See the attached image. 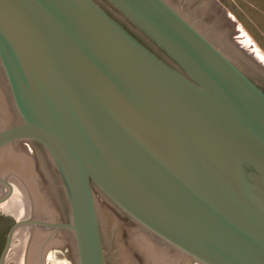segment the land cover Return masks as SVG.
<instances>
[{
    "label": "water",
    "instance_id": "95a60500",
    "mask_svg": "<svg viewBox=\"0 0 264 264\" xmlns=\"http://www.w3.org/2000/svg\"><path fill=\"white\" fill-rule=\"evenodd\" d=\"M104 1L0 0V150L34 143L66 213L0 264L25 227L107 264L95 192L179 261L264 264V74L166 0Z\"/></svg>",
    "mask_w": 264,
    "mask_h": 264
},
{
    "label": "rangeland",
    "instance_id": "374dc122",
    "mask_svg": "<svg viewBox=\"0 0 264 264\" xmlns=\"http://www.w3.org/2000/svg\"><path fill=\"white\" fill-rule=\"evenodd\" d=\"M216 1L235 26L230 31L237 44L241 45L243 52L248 54V59L264 74V0ZM0 93H3L1 88ZM7 106L4 95L3 107L0 108V126L14 121L10 118L12 112L7 110ZM16 150L13 149L14 155L21 157V160L25 159L30 164V174L32 173L31 176L38 193L44 198L46 208L36 213L21 179L12 172L0 171V174L13 186L11 198L0 205V253L8 229L16 221L33 216L50 219L59 217L56 205L50 200L48 192L42 189L40 176L33 168L34 160L26 151ZM4 192L5 189L0 187V196ZM94 198L102 229L107 264H150L151 261H147L141 255L143 235L137 227L116 214L98 192L94 193ZM34 231H41L47 237V233L39 229L33 230L25 227L18 230L5 264H30L32 254L35 255L36 260L40 258L36 264H76L73 246L65 232L59 231L49 239L50 242L40 247L41 244H35L33 240ZM174 257H176L175 254L168 253L167 263L172 264ZM183 264H189V262L185 260Z\"/></svg>",
    "mask_w": 264,
    "mask_h": 264
},
{
    "label": "flooded vegetation",
    "instance_id": "af4514ba",
    "mask_svg": "<svg viewBox=\"0 0 264 264\" xmlns=\"http://www.w3.org/2000/svg\"><path fill=\"white\" fill-rule=\"evenodd\" d=\"M104 1V0H103ZM169 5L174 8L179 14L188 19L192 24L201 29L206 30L216 36H219L224 40V42L228 43L235 47V49H242L241 45L237 44L234 36H232V28L235 26L232 24L230 19L226 13L220 8V4L216 0H166ZM105 2V1H104ZM106 3V2H105ZM141 35V34H140ZM142 36V35H141ZM148 44H150L153 49L154 45L148 41L144 36H142ZM155 50V49H154ZM159 51V50H156ZM159 55L162 54L159 52ZM7 110L10 109L7 106ZM11 117V115H10ZM14 150H22L26 151L34 160L33 168L37 171L40 176L41 185H43L42 189L48 192L50 196V200L54 202L56 205L57 215L59 216L55 222H65L66 221V213L61 204L59 195L51 188L50 183L48 181L46 171L43 167V163L41 162V157L39 156V150L37 146L28 141H20L14 143ZM31 218L25 217L22 219ZM128 221V220H127ZM129 222V221H128ZM130 223V222H129ZM179 257H174L172 260V264H183L184 261L177 260ZM189 264H196L190 262Z\"/></svg>",
    "mask_w": 264,
    "mask_h": 264
},
{
    "label": "bare ground",
    "instance_id": "6f19581e",
    "mask_svg": "<svg viewBox=\"0 0 264 264\" xmlns=\"http://www.w3.org/2000/svg\"><path fill=\"white\" fill-rule=\"evenodd\" d=\"M4 102V94L0 93V108L3 107ZM13 147H6L0 150V171H8L12 172L13 174L17 175L22 183L25 185L27 190V195H29L30 201L34 207V211L36 213L41 212L45 206L44 198L38 193L34 181L32 178V173L30 174V164L26 162L25 159L21 160V157L14 155ZM33 172V171H31ZM33 240L35 244H41L40 247L44 246L48 241L50 242L49 238L44 236L41 231H34L33 233ZM141 255L147 261H151L150 264H170L167 263V255L168 251L164 248L157 245L154 241H152L148 237H143L141 239ZM41 252V251H40ZM39 252V253H40ZM41 254V253H40ZM176 257H179L175 254ZM41 256V255H40ZM37 260H40L38 258ZM35 258V255H31L30 264H36L38 261Z\"/></svg>",
    "mask_w": 264,
    "mask_h": 264
}]
</instances>
